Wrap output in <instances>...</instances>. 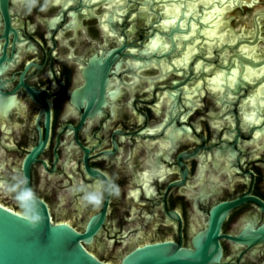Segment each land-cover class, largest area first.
<instances>
[{"label":"flooded vegetation","instance_id":"af4514ba","mask_svg":"<svg viewBox=\"0 0 264 264\" xmlns=\"http://www.w3.org/2000/svg\"><path fill=\"white\" fill-rule=\"evenodd\" d=\"M6 3L7 20L0 4V58L4 56L0 63V90L12 98L5 99L0 107L4 112L0 116V184L17 173L22 174L24 156L47 134L38 161L31 167V187L47 202L55 220H66L81 230L90 216L102 209L107 196L94 207L84 204L81 193L69 189L77 182L90 185L109 176L116 177L123 197H108L97 240L102 245L113 240L119 249L125 246L122 253L143 242L166 239L189 246L191 234L204 227L208 210L215 203L242 195H253L264 202V139L259 144L254 142V133L264 130L248 133L245 127L254 124L242 123L240 112L237 127L228 104H224L221 113L219 100L206 93H196L199 104L192 110L191 104L183 100L180 117L172 126L165 120L172 100L157 86L168 85L179 76L170 73L155 79L160 73L153 65L140 72L127 69L125 60H133L124 54L143 40L147 33L143 29L145 19L135 21L126 14L120 21L107 20L105 30L101 14L107 2L91 11L81 7L84 13L80 18L73 15L76 4L72 0H59L46 11H40L38 5L31 14L24 13L21 0ZM109 28L114 34H109ZM124 42H133V46L119 53L107 72L102 91L104 103L98 112L81 120L85 100L78 106L72 93L84 86L83 72L89 59L96 55L104 61L110 49L119 48ZM136 77L139 82L134 87L128 86ZM26 87L39 91L48 104L47 132L45 116L39 115L43 106L29 95ZM171 131L185 134L175 141ZM161 141L172 147L166 152L165 148H159ZM83 147L88 149L87 165L103 177H92L86 172ZM182 153L185 157H179ZM217 159H221L219 164ZM158 162L165 173L156 172L151 177L153 193L147 195L141 176ZM177 181L182 182L172 184ZM39 185L45 189L38 188ZM50 186L61 214L52 206L53 196L47 189ZM0 202L19 207L3 191ZM66 209L75 217L85 218L82 225L63 217ZM166 211L178 212L180 219L170 218ZM248 222L255 225L264 222V211L253 201L230 209L221 224V233L235 235ZM219 242L221 264H264V245L246 249L245 245L226 238H220ZM93 244L90 249L106 259Z\"/></svg>","mask_w":264,"mask_h":264},{"label":"water","instance_id":"95a60500","mask_svg":"<svg viewBox=\"0 0 264 264\" xmlns=\"http://www.w3.org/2000/svg\"><path fill=\"white\" fill-rule=\"evenodd\" d=\"M72 1L76 4V11L73 12L76 18H80L84 13L80 11L81 7L91 11L95 6L107 2L105 11L101 14V24L105 30H108L107 20L109 23L116 19L120 21L124 15L129 14L135 21L145 19L146 25L143 29L147 32L137 46H133V42H124L121 47L110 49L104 61L96 55L89 59L88 67L83 72L85 84L72 93L77 99L78 106L81 107L85 100L81 120L86 115H93L99 111L104 103L102 91L107 72L118 54L123 53L126 47L133 46L131 51L124 54L133 60L128 62L125 60L127 69L134 68L140 72V69L153 65L160 73L154 77L155 79L170 73L179 76L174 77L168 85L157 86L158 89L166 91L172 100L165 117L172 126H175L176 120L180 117L183 100L191 104L192 110L199 104V100L195 98L196 93L199 95L206 93L208 97H216L219 100L222 105L221 113L225 109L224 104H228V111L233 113L232 118L237 127L240 123L238 115L240 112L242 123L254 124L245 127L248 133L254 129L259 132L264 130V111H261L264 107V0ZM6 2L7 0H0L4 17L7 16ZM130 6L133 8L127 11ZM133 28L131 25L130 31H133ZM109 30V34H114V31L110 28ZM3 58L4 56L0 58V63ZM118 64L119 61L116 66ZM138 82L137 77L133 78L128 86L134 87ZM119 86L120 84H118L120 91ZM26 89L29 95L43 106L39 115L45 116L47 132L50 114L48 104L39 91L31 87ZM118 90L114 93L115 97ZM10 98L12 97L2 94L0 90V107L1 102ZM162 99L163 97L158 104H162ZM3 114L4 112L0 111V116L3 117ZM6 126L4 125V128ZM183 134L185 133L180 131L170 132L174 140ZM254 134H256L254 142L259 144V140L264 139V132ZM46 139L47 134L44 139L39 138L37 144L22 160L21 172L28 178L29 186L31 167L38 161ZM171 147L167 141L159 143V148H165L166 152ZM83 150L86 172L92 177H103L102 173L87 165L88 149L83 147ZM4 154L5 152L1 153ZM179 157H185V153ZM220 162L221 159H217L216 164ZM43 166L46 167L44 162ZM162 167L158 162L152 166L151 171L146 170L142 174V185L147 195L153 193V188L149 184L151 177L156 172L161 175L165 173ZM204 169L205 165L200 168V176ZM182 175L184 177L185 172ZM126 180L127 178L124 179ZM181 182L172 184L178 185ZM38 188L43 187L39 185ZM47 189L53 196V187ZM137 194L134 196L137 197ZM108 197L102 209L91 215L81 230L66 220H55L47 202L40 197L44 221L35 229L23 218L19 207L0 202V264H221L220 238L245 245L246 249L264 245V222L259 225L248 222L235 235L221 233V224L230 209L246 201H253L264 211V202L259 198L242 195L212 205L205 217L204 227L191 234L189 246L166 239L143 242L122 253L126 249L125 246L119 249L113 240L103 245L97 240L105 219ZM120 197H123V192L120 193ZM52 206L56 213H63L58 210V202L54 196ZM64 213L63 217L79 225H82L85 219L73 216L71 210L66 209ZM166 214L174 220L180 219L176 211H166ZM92 244L106 259L100 258L90 249Z\"/></svg>","mask_w":264,"mask_h":264},{"label":"clouds","instance_id":"9594fccd","mask_svg":"<svg viewBox=\"0 0 264 264\" xmlns=\"http://www.w3.org/2000/svg\"><path fill=\"white\" fill-rule=\"evenodd\" d=\"M56 0H21V7L25 14H31L34 8L39 5L40 11H46L50 4ZM116 177L109 176L107 179H100L93 184L77 182L69 189L72 193H81V200L85 205L99 206L106 196L118 197L121 189L116 182ZM0 191L10 195L13 201L19 206L29 225L35 229L44 221V214L40 208L39 195L35 188L29 186L28 178L17 173L10 181L0 184Z\"/></svg>","mask_w":264,"mask_h":264},{"label":"snow or ice","instance_id":"6c2138e0","mask_svg":"<svg viewBox=\"0 0 264 264\" xmlns=\"http://www.w3.org/2000/svg\"><path fill=\"white\" fill-rule=\"evenodd\" d=\"M56 2H59V0H56ZM69 2H71V0H69Z\"/></svg>","mask_w":264,"mask_h":264}]
</instances>
